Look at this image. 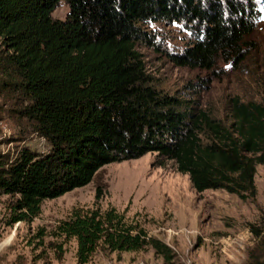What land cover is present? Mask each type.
I'll list each match as a JSON object with an SVG mask.
<instances>
[{"label": "trees", "instance_id": "16d2710c", "mask_svg": "<svg viewBox=\"0 0 264 264\" xmlns=\"http://www.w3.org/2000/svg\"><path fill=\"white\" fill-rule=\"evenodd\" d=\"M62 1L69 12L54 18ZM258 18L255 0H0L7 77L0 91L19 93L16 112L50 145L47 152L0 151V195L16 196L12 223L33 220L45 199L89 184L103 166L148 152L173 160L197 192L254 196L256 165L264 163V102L232 98L227 126L158 88L137 45L159 48L149 22H182L194 37L166 52L173 63L207 70L219 60L240 64ZM102 194L99 185L95 204ZM56 233L76 239L80 263L98 247L169 249L114 206L75 208Z\"/></svg>", "mask_w": 264, "mask_h": 264}, {"label": "rangeland", "instance_id": "374dc122", "mask_svg": "<svg viewBox=\"0 0 264 264\" xmlns=\"http://www.w3.org/2000/svg\"><path fill=\"white\" fill-rule=\"evenodd\" d=\"M254 32L246 37L249 54L240 64L219 60L210 70L173 63L167 51H181L194 35L182 22L151 21L159 48L137 45L152 82L160 89L189 100L230 126V100L264 102V0ZM69 5L62 1L53 12L64 19ZM7 78L0 70V79ZM19 93L0 91V151L14 155L22 146L39 152L50 148L32 130L21 109ZM197 102V103H195ZM162 162V163H161ZM256 193L243 199L224 189L197 192L188 174L173 160L148 152L140 158L103 166L93 180L57 198L45 199L31 221L13 222L16 196L0 195V264H256L264 262V163L256 165ZM103 194L95 204L96 190ZM116 207L149 235L169 247L158 253L152 246L137 251L98 247L86 263L77 259V241L56 233L62 219L75 208Z\"/></svg>", "mask_w": 264, "mask_h": 264}]
</instances>
